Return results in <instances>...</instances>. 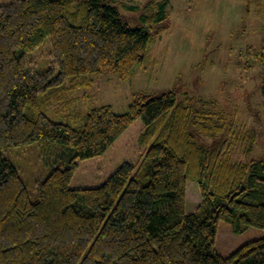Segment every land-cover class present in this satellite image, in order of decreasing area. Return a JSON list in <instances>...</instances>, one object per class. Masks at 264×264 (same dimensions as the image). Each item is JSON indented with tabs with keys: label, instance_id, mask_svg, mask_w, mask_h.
Wrapping results in <instances>:
<instances>
[{
	"label": "trees",
	"instance_id": "1",
	"mask_svg": "<svg viewBox=\"0 0 264 264\" xmlns=\"http://www.w3.org/2000/svg\"><path fill=\"white\" fill-rule=\"evenodd\" d=\"M108 1L116 0L0 5V264H264V237L228 257L213 248L220 220L236 233L264 230V141L260 158L233 159L253 149V131L225 126L222 113L193 110L170 91L133 100L122 114L84 95L79 129L42 112L67 77L76 87L106 74L126 81L142 65L152 36L124 26ZM153 13L141 16L144 24L163 19ZM46 39L47 68H28L26 55ZM136 119L140 160L122 163L99 187L70 189L76 161L101 156ZM220 135L211 148L196 139ZM34 142L65 165L36 182L33 203L4 153ZM188 180L201 197L192 212Z\"/></svg>",
	"mask_w": 264,
	"mask_h": 264
},
{
	"label": "rangeland",
	"instance_id": "2",
	"mask_svg": "<svg viewBox=\"0 0 264 264\" xmlns=\"http://www.w3.org/2000/svg\"><path fill=\"white\" fill-rule=\"evenodd\" d=\"M11 1L0 0V5ZM108 2L116 8L124 26L140 28L152 36L142 65L126 81L106 74L92 77L89 86L76 87L73 78L67 77L56 92L49 94L42 112L53 122L79 129L86 114L84 95L92 106L110 105L115 113L122 114L133 100L143 102L170 91L193 110L222 113L225 126L253 131V149L246 154L237 149L233 159L249 162L260 158L264 141V0ZM152 12H163V19L151 26L144 24L141 16ZM49 51L46 39L26 55L28 68L45 70ZM142 128L141 119H136L101 156L77 160L69 188L99 187L122 163L139 161L145 151L139 142ZM196 139L211 148L222 137ZM4 156L17 169L33 203L37 200L36 182L65 165L59 152L51 153L40 142L13 147ZM185 198L188 212L199 206L196 183L187 181ZM263 237V229L248 227L236 233L228 222L220 220L213 248L228 257L244 244Z\"/></svg>",
	"mask_w": 264,
	"mask_h": 264
}]
</instances>
